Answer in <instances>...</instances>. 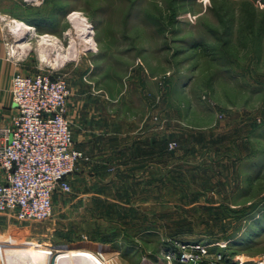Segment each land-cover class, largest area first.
I'll list each match as a JSON object with an SVG mask.
<instances>
[{
    "label": "rangeland",
    "instance_id": "obj_1",
    "mask_svg": "<svg viewBox=\"0 0 264 264\" xmlns=\"http://www.w3.org/2000/svg\"><path fill=\"white\" fill-rule=\"evenodd\" d=\"M5 5L32 26L11 38L30 73L67 81L73 139L76 118L108 133L106 162L80 149L87 159L73 171L88 164L99 175L71 179L52 215L34 221L51 251L44 264L67 248L106 264H171L181 244L208 251L194 264H264V0Z\"/></svg>",
    "mask_w": 264,
    "mask_h": 264
},
{
    "label": "built area",
    "instance_id": "obj_2",
    "mask_svg": "<svg viewBox=\"0 0 264 264\" xmlns=\"http://www.w3.org/2000/svg\"><path fill=\"white\" fill-rule=\"evenodd\" d=\"M10 92L16 111L0 128V214L45 220L52 215L54 195L70 192L71 174L87 159L74 145L67 118V81L50 70L16 72ZM181 245L171 264H194L199 258L202 263L206 249Z\"/></svg>",
    "mask_w": 264,
    "mask_h": 264
},
{
    "label": "crops",
    "instance_id": "obj_3",
    "mask_svg": "<svg viewBox=\"0 0 264 264\" xmlns=\"http://www.w3.org/2000/svg\"><path fill=\"white\" fill-rule=\"evenodd\" d=\"M8 0H0V128L11 123V119L15 114V107L12 102L10 85L11 78L16 72L32 74L27 69L28 66V56L24 51V45L21 43H16L15 40H12V36L16 33L17 30H20L16 23L11 20H18L16 16L11 15L7 11V6L5 2ZM10 18V20H8ZM21 21V20H18ZM16 25V28L13 27ZM18 32V31H17ZM38 70H35L36 72ZM33 72V73H34ZM76 126L78 127V133L74 134V145L75 147L88 151L92 154H95L91 151L99 149V154L97 153V159L100 161H105V154H103V148L101 144V136L106 133V129H101L100 123L99 128L93 126L84 128V123H82V119L76 118ZM150 133V132H149ZM104 136V135H103ZM135 140H139L138 138ZM156 141L154 133L149 136L148 146L151 148L149 150V157H153L155 159L156 152ZM124 144V143H123ZM139 141H135V145H138ZM99 145V147H98ZM105 149V148H104ZM109 151V150H108ZM130 151V149H129ZM121 152L125 155L127 154V149H121ZM87 165L80 166L76 169V172H73L70 176L71 179H88L95 178L99 173H97V169L93 166V169H89ZM102 171V169H100ZM154 175L152 176V178ZM154 179V178H153ZM3 180V172L0 169V182ZM87 181H85L86 183ZM154 187L155 183L151 182ZM88 187V186H87ZM86 184H84L83 188H87ZM84 190V189H83ZM35 220L29 221H20L16 217L9 214H0V264H6L4 257L7 253H10L13 249H18L22 246L24 242H32L31 240L36 239L38 241V245H42L44 243L43 235V223L34 222ZM37 223L42 224L39 229H37ZM40 226V225H38ZM21 244V245H20ZM20 245V246H16ZM26 245V244H25ZM26 259V258H24ZM23 259H14V264H20ZM27 264L28 263V259Z\"/></svg>",
    "mask_w": 264,
    "mask_h": 264
},
{
    "label": "bare ground",
    "instance_id": "obj_4",
    "mask_svg": "<svg viewBox=\"0 0 264 264\" xmlns=\"http://www.w3.org/2000/svg\"><path fill=\"white\" fill-rule=\"evenodd\" d=\"M75 14V13H74ZM77 17L73 15V18ZM12 22L16 23L18 28L24 32L29 29H32L31 24L26 22L18 21V20H11ZM87 27L86 22H81L80 26L77 27L78 30H82ZM34 28V27H33ZM40 44H50L52 45L50 38L47 35L41 36ZM88 41V40H86ZM24 45V44H22ZM44 56V55H42ZM59 57V53H58ZM26 246H21L20 248H16L11 250L10 253H7L6 259L8 264H14V259H28V263L30 264H44L48 259L49 254L51 253L50 249L46 246L33 244L30 242H24ZM84 250L80 248H67L63 249L59 252V257L56 260L55 264H98L97 261H100L102 264H106L94 251L89 250L88 252H83ZM90 254H93L92 257ZM25 262V261H24Z\"/></svg>",
    "mask_w": 264,
    "mask_h": 264
},
{
    "label": "trees",
    "instance_id": "obj_5",
    "mask_svg": "<svg viewBox=\"0 0 264 264\" xmlns=\"http://www.w3.org/2000/svg\"><path fill=\"white\" fill-rule=\"evenodd\" d=\"M97 240H98V241H101V242L105 241V240H102V239H97ZM105 242H108V241H105ZM220 248H221V250H223V247H220ZM82 250L86 251V249H82ZM207 252H208V251H207ZM220 258H221V257H220ZM220 258L216 260V264H220Z\"/></svg>",
    "mask_w": 264,
    "mask_h": 264
}]
</instances>
